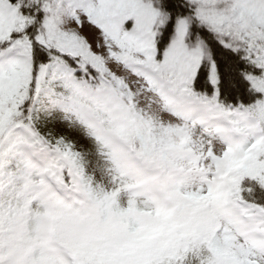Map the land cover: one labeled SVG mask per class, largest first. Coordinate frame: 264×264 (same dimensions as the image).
Segmentation results:
<instances>
[{"label":"snow or ice","instance_id":"snow-or-ice-1","mask_svg":"<svg viewBox=\"0 0 264 264\" xmlns=\"http://www.w3.org/2000/svg\"><path fill=\"white\" fill-rule=\"evenodd\" d=\"M0 264H264V0H0Z\"/></svg>","mask_w":264,"mask_h":264}]
</instances>
